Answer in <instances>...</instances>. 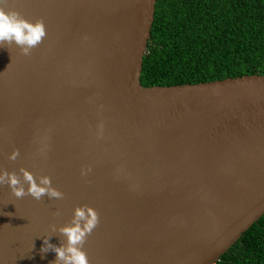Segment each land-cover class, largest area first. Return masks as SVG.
Here are the masks:
<instances>
[{
  "label": "water",
  "instance_id": "1",
  "mask_svg": "<svg viewBox=\"0 0 264 264\" xmlns=\"http://www.w3.org/2000/svg\"><path fill=\"white\" fill-rule=\"evenodd\" d=\"M156 3L9 0L46 36L0 48V172L63 196L0 186V264H53L77 207L88 264H216L264 215V74L143 86Z\"/></svg>",
  "mask_w": 264,
  "mask_h": 264
},
{
  "label": "trees",
  "instance_id": "2",
  "mask_svg": "<svg viewBox=\"0 0 264 264\" xmlns=\"http://www.w3.org/2000/svg\"><path fill=\"white\" fill-rule=\"evenodd\" d=\"M264 74V0H157L145 87ZM216 264H264V215Z\"/></svg>",
  "mask_w": 264,
  "mask_h": 264
},
{
  "label": "clouds",
  "instance_id": "3",
  "mask_svg": "<svg viewBox=\"0 0 264 264\" xmlns=\"http://www.w3.org/2000/svg\"><path fill=\"white\" fill-rule=\"evenodd\" d=\"M45 36L46 31L42 21L35 23L28 21L9 7V0H0V48L14 44L24 55H29ZM14 155L15 153L10 158H14ZM20 171L28 183L27 189L15 173L7 171L0 172V186L8 184L17 198L25 195H30L36 200H40L45 195L49 198H62L63 193L51 186L49 177H40L37 182L36 178L27 171L23 169ZM97 224L98 215L95 211L91 208L77 207L69 224L59 228L52 226V231L60 233L65 240L58 246L49 242L52 235L44 237L40 252L43 254L49 250L53 251L56 254L53 264H88L82 246Z\"/></svg>",
  "mask_w": 264,
  "mask_h": 264
}]
</instances>
